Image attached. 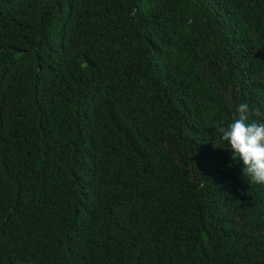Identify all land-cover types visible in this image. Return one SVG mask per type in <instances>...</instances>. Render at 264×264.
<instances>
[{
    "label": "trees",
    "instance_id": "trees-1",
    "mask_svg": "<svg viewBox=\"0 0 264 264\" xmlns=\"http://www.w3.org/2000/svg\"><path fill=\"white\" fill-rule=\"evenodd\" d=\"M240 103L264 0H0V264H264Z\"/></svg>",
    "mask_w": 264,
    "mask_h": 264
},
{
    "label": "clouds",
    "instance_id": "clouds-1",
    "mask_svg": "<svg viewBox=\"0 0 264 264\" xmlns=\"http://www.w3.org/2000/svg\"><path fill=\"white\" fill-rule=\"evenodd\" d=\"M256 116L264 113L255 111ZM247 103H240L230 123L219 128L233 160L242 162V171L252 183L264 184V120L250 121Z\"/></svg>",
    "mask_w": 264,
    "mask_h": 264
}]
</instances>
